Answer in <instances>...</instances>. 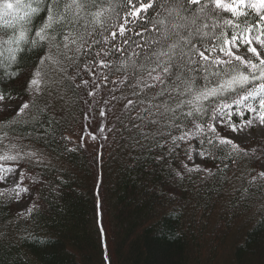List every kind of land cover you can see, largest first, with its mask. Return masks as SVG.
<instances>
[{
	"label": "snow or ice",
	"instance_id": "1",
	"mask_svg": "<svg viewBox=\"0 0 264 264\" xmlns=\"http://www.w3.org/2000/svg\"><path fill=\"white\" fill-rule=\"evenodd\" d=\"M120 11L123 23H110L114 15L120 19ZM208 20L211 25L205 22ZM106 32L110 36H105ZM97 35L110 46L95 50L101 43ZM117 54L118 60L108 59ZM113 70L121 76L118 83L129 90V95L122 92L119 97L127 116L124 131L128 136L127 143L118 147L151 151L162 149L159 140L163 139L171 155L187 145L183 154L193 166L181 161V170L169 164L181 181L185 173L206 172L204 179L215 175L195 163L198 153L201 161L220 160L223 166L218 164L217 171L221 184L238 179L245 196L253 187L264 192V163L255 175L227 174L232 164L248 155L235 134L255 125L264 129V0H0V82H26L24 91L29 97L12 119L0 120V183H8V174L19 172V181L13 179L9 187L0 188V198L7 205L13 201L21 205L22 194L29 193L31 201L15 213V226L21 221L27 227L38 226L45 212L42 198L33 200L30 189L22 186L27 178L25 166L51 165L50 160L45 164L48 154L44 150L23 140L52 143L64 122L69 93L91 88L87 95L95 99L98 79L102 76L109 82ZM11 98V89L0 87V101ZM117 99L112 96V100ZM109 103L104 100V104ZM91 110L89 105L87 111ZM0 111L8 114L7 108ZM99 115L106 116L103 108ZM23 125L33 131L18 137L9 135ZM89 134L93 140L97 138ZM60 139L72 142L69 136L61 135ZM196 140L199 149L193 146ZM81 147L84 144L65 146L63 151L74 153ZM128 155L137 159L131 151ZM8 162L15 167H6ZM31 179L34 184L46 183L49 192L57 196L65 183L60 177L55 185ZM102 214L100 200L97 216ZM97 223L104 264H110L107 228L102 219ZM0 229V246L35 239L31 232L14 237L3 221ZM14 264L28 261L18 258Z\"/></svg>",
	"mask_w": 264,
	"mask_h": 264
},
{
	"label": "trees",
	"instance_id": "2",
	"mask_svg": "<svg viewBox=\"0 0 264 264\" xmlns=\"http://www.w3.org/2000/svg\"><path fill=\"white\" fill-rule=\"evenodd\" d=\"M205 22L212 23L211 20ZM110 23H123V12L120 11V19L114 15ZM135 30L140 31L139 28ZM110 34L104 33L105 36ZM95 38L101 42L95 50L110 46L104 44L103 36ZM115 43L119 46L120 40ZM118 58L119 54L108 57L109 60ZM120 78L115 70L109 82L101 76L97 81L100 87L94 92L95 99L87 95V91L93 90L91 88L70 92L64 122L52 143L32 138L23 140L24 144H32L48 154L45 164L51 161L47 168L25 166L27 178L22 185L30 189L33 200L37 196L42 198L45 212L38 226L27 227L22 221L15 226V213L22 207L15 201L7 205L0 198V221L8 231L14 237L27 236L28 232L35 237L23 240L21 245L0 246V264H14L18 258L24 260L25 257L28 264H104L98 219H102L107 228L110 264H264V192L253 187L245 196L238 179L221 184V173L217 171L221 162L212 158L201 161V166L210 169L214 176L204 179L206 172L185 173L181 181L170 171L169 164L182 170L181 161L187 158L183 154L187 145L177 148L171 155L163 139L159 143L164 147L151 151L118 147V144L127 143L128 136L124 131L127 116L119 97L122 92L129 95V90L118 83ZM112 80L117 83H111ZM0 87L11 89V100L29 99L24 91L26 82H0ZM113 95L118 99L112 100ZM105 99L111 103L104 104ZM89 105L91 111H87ZM4 108L8 109V114L0 111V120L6 121L12 119L19 107H0V110ZM102 108L105 117L99 115ZM109 108L113 110L108 111ZM86 111L88 119L84 118ZM31 131V126L23 125L9 135L18 137ZM89 133L97 138L93 140ZM61 135L71 137L72 142L61 140ZM78 137L84 139L78 140ZM79 144L84 147L74 153H64L65 146L71 148ZM240 144L248 155L230 166L229 177L233 173L237 177H248L259 172L264 139ZM193 146L201 147L198 140L193 141ZM129 151L137 159H131ZM32 177L51 181L53 185L59 183L60 177L65 183L57 196L49 192L46 183L34 184ZM244 187H247V180ZM23 195L30 203L29 193ZM100 200L103 214L98 217Z\"/></svg>",
	"mask_w": 264,
	"mask_h": 264
},
{
	"label": "rangeland",
	"instance_id": "3",
	"mask_svg": "<svg viewBox=\"0 0 264 264\" xmlns=\"http://www.w3.org/2000/svg\"><path fill=\"white\" fill-rule=\"evenodd\" d=\"M23 102H25V100L22 98H16L13 100H11V99L10 100H4V101H0V107H7V106H18L19 107ZM228 134L230 136L233 135L231 133H228ZM235 136L237 137L238 143H242V142L247 143L248 142V143L253 144L254 140H256V139L257 140L264 139V129H262L258 125H255L252 128H245V130L242 133H237V134H235ZM195 155H196L195 163L201 164V159L199 158L198 153H196ZM184 162L188 163L189 167L193 166L192 161H188L187 158ZM0 163H3V162H0ZM261 163H264V157L258 161V170L259 171L262 170L260 167ZM5 166L6 167L7 166L15 167L14 164H7ZM13 179L16 181L19 179V172L18 171L14 174H8V176H7L8 183H0V188L9 187L11 185V182ZM23 203H28V199L25 198V196L22 194V204ZM22 204L19 206L22 207Z\"/></svg>",
	"mask_w": 264,
	"mask_h": 264
}]
</instances>
